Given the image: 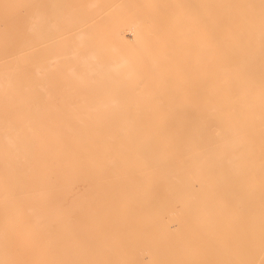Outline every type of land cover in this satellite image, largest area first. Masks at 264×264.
Instances as JSON below:
<instances>
[{"label": "bare ground", "instance_id": "1", "mask_svg": "<svg viewBox=\"0 0 264 264\" xmlns=\"http://www.w3.org/2000/svg\"><path fill=\"white\" fill-rule=\"evenodd\" d=\"M73 1L0 0V264L173 221L264 264V0Z\"/></svg>", "mask_w": 264, "mask_h": 264}, {"label": "rangeland", "instance_id": "2", "mask_svg": "<svg viewBox=\"0 0 264 264\" xmlns=\"http://www.w3.org/2000/svg\"><path fill=\"white\" fill-rule=\"evenodd\" d=\"M74 1H76V0H74ZM124 1L125 0H123L121 2H124ZM127 1H133V0H127ZM16 2L20 3L21 1H16ZM27 20L28 19H25L23 21H19L18 19H14V21H10V22L7 21V22H8V25L22 27V26H25L28 24ZM127 30L128 29H126L125 31H127ZM128 31H130V30H128ZM130 32H124V35H125L126 40H128L127 42H128L129 47L133 48L136 46L137 42H136V40H133V37H132L133 34H131L132 32L131 33ZM19 34H20V35H18L19 37L13 39L14 41L29 40V38L24 35V34H26V32L24 30H21V32ZM128 36H130V37H128ZM0 40H6V38H0ZM25 53L26 52H23V53H20L19 55L22 56ZM7 54H9V53H7ZM5 55H4V57H8V58L4 59L3 61H8L11 58L13 59L12 54L6 55V56ZM9 56H11V57L9 58ZM122 100L126 101V99H122ZM66 102H67L66 100H62L61 103H62L63 108H66L68 106V103H66ZM120 104L126 105L124 102H121ZM126 111L128 114H130V112L133 114L136 113V112H132L130 110H126ZM180 113H182V112H180ZM2 167H3V164L0 163V170L3 169ZM197 187H198V185H197ZM177 208L179 209L180 206L178 205ZM176 225H177V227H176ZM108 227H109V229H108ZM108 227H103L100 229L86 228V229L82 230V232H86V233H90V234H101V235L109 232L108 234H105L102 236L99 235V239H101V242H100L101 244L92 243V242H95V240L90 243L91 237L86 238L85 242H87V244H88V245H86L88 247V249H86L87 251L85 252V254L91 258L94 257L90 261V264H93V263L94 264H138V263L150 264L149 262H152L151 264H156L158 262L159 263L163 262V264H167V262H168V264H171V263L179 264V263H183L184 261H197L199 259H203L204 257H205L204 259L208 258L211 261V264H217V262H214V261H217V260L220 261L223 259L225 260V258L226 259H234L237 257L243 258V257H246V253H248V251H247L248 246L245 245L244 243L226 242L229 244V246H228V244L225 245V243H223L222 245L207 243V247H209V248H207L206 243L203 244V242L202 243L198 242L195 238L192 239L194 237V233L191 229H185V231H183L184 229L181 230L180 227H178V224L176 221H173L172 223H170V225H168V229H169V227H170V229H173V230L175 229L176 234L174 233V236H173V234L170 235L171 230H166L164 228V226H155V227L108 226ZM160 227H162L163 230L165 229L166 231L159 230ZM185 228H187V227H185ZM128 229H130V230L128 231ZM58 231H60V230H57L56 232H58ZM77 232H81V230L77 231ZM168 232H169L170 237H168V235H167ZM129 236H132V237H129ZM159 236L161 237L160 239H159ZM171 236H173V237H171ZM105 237H108V239H105ZM110 238H112V239H110ZM173 239L175 242L173 241ZM104 240H107V241H104ZM109 240H111V241L109 242ZM138 241H140V242L138 243ZM146 242H148V243H146ZM110 243H112V244H110ZM144 243H146V245ZM186 243H187V245H186ZM90 244H92V245H90ZM177 244H179L181 247ZM109 245H111V246H109ZM133 245H136V246L140 245V246L136 247ZM142 245H144V246H142ZM148 245H150V246H148ZM167 245H169V246H167ZM212 245H213V247H211ZM214 245H215V247H214ZM128 246H130V248ZM201 246H202V248H201ZM243 246H245V247H243ZM149 247H151V248H149ZM179 247L182 251L179 249ZM188 247H189V250L187 249ZM233 247H234V249H233ZM133 248H134V250H136V252L133 253V251H132L131 255H128V253L131 252V250H133ZM137 248H138V250H137ZM222 248H224V250H222ZM89 249L90 250L92 249V250L88 251ZM150 250H151V254L149 252ZM145 251H147L148 253ZM222 251L223 252L226 251V252L223 253ZM238 251H240V252H238ZM140 252L144 253V254H141ZM180 252L182 254V257H181ZM136 253H138V254H136ZM238 253H239V255H243V256H239ZM149 254L152 256H150ZM227 254L229 255V258H227V256H228ZM139 256L142 257L143 260L139 259V258H134V257H139ZM206 256H208V257H206ZM150 257H151V259L149 260L148 258H150ZM133 259H136V260H133ZM153 259H155V260H153ZM95 260H97V261H95ZM137 260H139V261H137ZM141 260H142V262H141ZM135 261H137L138 263Z\"/></svg>", "mask_w": 264, "mask_h": 264}]
</instances>
